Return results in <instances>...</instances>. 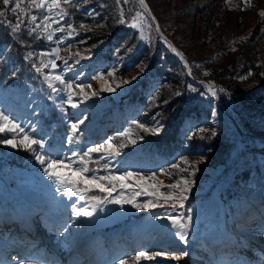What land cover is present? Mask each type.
I'll use <instances>...</instances> for the list:
<instances>
[{
    "label": "rangeland",
    "instance_id": "rangeland-1",
    "mask_svg": "<svg viewBox=\"0 0 264 264\" xmlns=\"http://www.w3.org/2000/svg\"><path fill=\"white\" fill-rule=\"evenodd\" d=\"M144 1L150 11L139 0H61L60 7L50 13L29 9L38 17L36 23L43 15H50L64 31L54 32L51 41L42 28L30 34L28 29L35 25L28 24V16H24L21 30L13 34L15 42L22 45L29 35H35L46 44L42 49H24L22 61L12 40L0 42V75L4 72V77L0 76V113L34 133L35 139H42L44 154L51 152L76 161L73 166L77 167L80 155L89 147L111 140L114 146L125 145L119 149L120 155L92 153L86 159L94 172L87 175L99 178L131 172L145 177L138 186L134 175L125 181L130 185L125 188L115 181L111 196L93 188L79 200L57 190L58 185L45 174L44 166L31 151L0 143V264H53V258L46 261L43 250L33 256L29 246L20 261H12L10 252L7 254L23 233L31 232L28 238L35 240L53 228L65 231L80 248L78 257L90 258L92 264H119L121 259L133 264L131 257L140 251L161 255L139 264H264L252 255L256 253L250 251L254 248L238 250L239 240L246 239L239 235L241 224L252 222L264 228V108L251 107L254 102L238 98L247 81L244 76L223 72L233 56H241L253 60L254 75L264 84V16L259 14L264 11V0ZM0 4L8 21L17 23L12 5L5 8ZM22 6L27 8V0ZM60 13L67 14L61 18ZM56 27L53 23L49 31ZM60 40L63 43H58ZM164 46L173 55L176 50L182 54L179 60L190 82L206 93L202 108L185 116L180 130L200 124V128L226 134L231 145L222 154L226 156L224 161L213 163L187 146L166 155L143 145L145 138L138 125L149 130L157 124L162 130L165 125L157 112L144 109L142 100L158 86L165 52L161 62L157 59ZM53 49L58 50L59 58L52 54ZM53 60L57 65L54 69L49 63ZM41 62L47 67L37 72L33 65L40 67ZM113 71L115 74L109 76ZM49 74L65 80V84L53 81L56 92L45 80ZM133 76L137 78L132 80ZM125 80L131 83L124 84ZM108 87L114 90H104ZM69 95L76 107L68 103ZM73 123L78 124L76 140L69 142ZM12 135L0 133V140L11 139ZM73 152L77 153L75 157ZM153 173L155 178L151 179ZM181 178L192 183L185 208L176 212L170 201L160 200L151 209L111 202L93 209L97 202L88 199H133V203L142 204L157 199L143 194L145 188L154 191L149 185L156 183L159 187L162 182L167 186ZM98 182L111 187L107 180ZM170 191L175 190L160 187L165 195ZM137 192L142 194L137 196ZM73 204L93 215L76 216ZM189 208L192 222L185 244L174 235L168 216ZM64 243L68 244L67 240ZM18 245L22 247L20 242Z\"/></svg>",
    "mask_w": 264,
    "mask_h": 264
},
{
    "label": "snow or ice",
    "instance_id": "snow-or-ice-1",
    "mask_svg": "<svg viewBox=\"0 0 264 264\" xmlns=\"http://www.w3.org/2000/svg\"><path fill=\"white\" fill-rule=\"evenodd\" d=\"M2 2L3 6L5 8H8L11 6V12L13 14H16L17 23L11 24L10 27L13 33H17L21 30V24L23 23V17L28 16V24L35 25L34 27H31L28 29L29 33H36L37 29H43L45 33H47V40L51 41L53 39L54 32H62L64 29L59 26L58 20H52V17L50 15H43L40 18V23H36L38 20V17L34 14L29 13V9H36L40 10L42 12H51L53 9L59 8L61 4V0H51L50 3L47 2V0H27V8L23 7L22 4L24 3V0H15L14 3H12V0H0ZM64 3H68L69 0H63ZM119 3L120 0H117ZM230 2V0H228ZM139 3L142 7H144L145 10H147V5L144 3V0H139ZM250 6V5H249ZM67 13H60L59 15L61 18H63L64 15ZM261 16H264V11H261L259 13ZM139 15V13L137 14ZM5 12L0 11V17H4ZM51 21V23H49ZM121 23H123V18L120 20ZM55 23L58 25L55 29L52 31H49V29L52 28V24ZM71 28V25L68 26ZM58 43H63L62 40L58 41ZM70 47V45H69ZM53 55H57L58 57V50L53 49ZM27 58V57H26ZM51 67L54 69L57 67L55 61H50ZM67 63V61H65ZM36 67L37 72H41L42 67H47V65H44L43 62H41V66L37 67L36 65H33ZM143 71V68H141V72ZM15 74V73H13ZM115 74V71L109 72V76H113ZM251 75V73H249ZM137 77L133 76L132 80H135ZM242 79H244L242 77ZM45 80L48 83V87L52 89L53 92H56L58 89L54 86L53 81H59L60 84H65V80L62 78L61 75H46ZM124 84L131 83V80H125L123 81ZM66 87L71 88V84H66ZM117 87H120V85H117ZM106 91H113L111 87H108L104 89ZM93 95H96L95 92H93ZM179 95V93H177ZM213 95L215 93L213 92ZM68 103L72 104V107H76V104L72 103L71 95H69ZM80 124H83L84 121L80 120ZM139 127L143 128L145 132L151 131L152 134H159L161 131V127L159 124H157L156 127L152 129L144 128L143 125H138ZM78 129V124L73 123L71 125V134L69 135V142H73L76 140V133ZM13 133L11 139H3L0 140V143L6 144L12 148L22 147L24 150L31 151L33 155L35 156L36 160L44 166V172L49 177V179H52L57 185V190L60 191L63 195L72 197V196H78L79 200L85 199V193L91 191L93 188L99 189L101 192L108 193V196H111V193L115 191L116 184L115 181H119V186L121 188L129 187L125 181L131 179L134 175L137 176V184L142 185L143 181L145 180L144 176H140L138 173L133 174L131 172H126L121 176H100L97 178L94 174L93 175H87L90 172H94L93 169H90L88 165V160L86 158H90L92 153H107L108 155H120L119 149H122L125 147L124 144L119 145H113V142L111 140L105 141L103 144H98L94 147H89L86 151L82 153L79 157V165L77 167H74L73 165L76 163V161L70 160L68 158L61 159L58 155H55L51 152L44 154L45 144L42 139H35L34 133L30 134L28 133L23 127L20 125L14 123L12 120H10L7 116L0 113V133ZM212 135H215V132H212ZM130 143H135L134 140L130 141ZM35 146V147H34ZM74 157L77 155V153L73 152L72 154ZM67 160V162H65ZM172 167H177V165H172ZM191 167L194 169L195 165H191ZM105 170H107L108 165H104ZM193 173H190L189 175H192ZM151 179L155 178V173L152 174ZM109 181L111 187H105L103 183H100L98 181ZM192 183L191 180L181 178L176 180L174 183L164 186L162 182H160L159 187L156 183H153L149 185V188L154 189V191H148V188L144 189L143 194L149 195V196H156V200H148L142 204L133 203V199L129 200H123L121 198H116L111 201L107 200L105 198L104 200H101L99 197L91 196L88 197V199L96 201L97 204L93 205V209L100 204L105 202H111L120 204L123 206L125 203H131L134 208H155L158 206L159 201L163 200L165 203H168L169 201L171 203L172 211L176 212L177 209H184L185 204L184 201L188 199V193L190 192V184ZM160 187H167L168 189L175 190L168 192L167 195L160 192ZM141 192H137L135 195L139 196L141 195ZM79 201H77L78 203ZM72 211L73 214L76 216H85L90 217L93 215L92 211H88L86 208H77L76 204L72 205ZM192 210L186 209L183 213H177V215L169 214L168 218L171 221L172 227L175 229L174 235L179 239L181 243H187L188 236H189V229L192 222ZM159 218V217H157ZM66 230V229H65ZM161 255V253H153L149 254L145 251L137 252L134 257H131L133 264H139L141 260H152L156 256ZM187 255V253H185ZM180 257H173V259H179ZM119 264H127V261L125 259L119 260Z\"/></svg>",
    "mask_w": 264,
    "mask_h": 264
},
{
    "label": "trees",
    "instance_id": "trees-1",
    "mask_svg": "<svg viewBox=\"0 0 264 264\" xmlns=\"http://www.w3.org/2000/svg\"><path fill=\"white\" fill-rule=\"evenodd\" d=\"M10 23L7 15L0 17V42L12 40L20 61L25 55L24 49L33 46H35L34 50L45 48L46 41L38 39L35 35H29L22 45L15 42L17 40L13 39L14 33L9 31L11 30ZM162 52H165L166 56H163ZM159 55L157 61L161 62L160 58L163 56L165 66L162 64L158 86L142 97V100L144 109L150 113L157 112L165 125L159 134L145 132L142 128V136L145 138L143 145L149 150L154 148L156 152L166 155L180 151L187 146L198 150L202 156L213 163L224 161L226 156L222 154L226 153L231 145L226 134L211 128H200V124L188 130H180L179 124L184 117L202 108L206 93L200 85L190 82L184 64L172 54L170 49L166 46L162 47ZM255 68L253 60L247 61L241 56H233L230 65L225 67L223 72L227 76H244L247 81L242 86L243 93H240L238 98L254 102L251 107L263 106L264 108V84L254 75ZM22 74L21 71L18 74L20 80L23 79ZM0 76L4 77V72ZM212 132H215L214 136Z\"/></svg>",
    "mask_w": 264,
    "mask_h": 264
},
{
    "label": "bare ground",
    "instance_id": "bare-ground-1",
    "mask_svg": "<svg viewBox=\"0 0 264 264\" xmlns=\"http://www.w3.org/2000/svg\"><path fill=\"white\" fill-rule=\"evenodd\" d=\"M144 3L146 4L145 1ZM147 9L150 11L148 6H147ZM174 51H175V46H174ZM175 53L177 54L178 57L183 59V56L179 51L176 50ZM240 229H241V232H239V235L243 234V236H245L246 239L239 240L241 247L238 248V250H243L246 248H247L246 250H248V248L250 247L254 248L253 250L249 249L252 252H256L252 255L255 257H258L257 261H262V260L264 261V257L262 255L264 252V241L259 240V239H264L263 226L262 225L257 226L255 223L248 222L247 224H243V225L241 224ZM30 233L31 232H26L25 234L23 233L20 239L16 242V245L13 246L12 248L10 247L8 248L9 251L7 252V254H9L10 252V258H12V261L22 260L24 258L22 257V252L25 250L26 247L29 246V248L32 247L31 252H33L32 253L33 256L34 255L37 256L38 252L43 250L44 256L47 257L46 261H50V258H53V261H54L53 264H92L90 258L86 257L84 259V257H80V258L78 257L80 248L78 249L77 247H75V244H73V242L71 241V237L68 238V234H66L65 231H62V230L60 231L57 228H53V229H50L45 236L39 235L35 240L31 239L30 237L28 238V236H30L28 234ZM31 237L35 238V235H32ZM66 240H67V243L71 246L66 247V245H68V244L65 245L64 243V241ZM19 242L20 244H22V247H19L18 245ZM1 243H3L4 245V242H1ZM222 247H224V245H222ZM220 251L222 253V250ZM212 255L214 256V253L211 252V256ZM89 257H90V254H89ZM44 262H45V259L41 261V263H44Z\"/></svg>",
    "mask_w": 264,
    "mask_h": 264
},
{
    "label": "water",
    "instance_id": "water-1",
    "mask_svg": "<svg viewBox=\"0 0 264 264\" xmlns=\"http://www.w3.org/2000/svg\"><path fill=\"white\" fill-rule=\"evenodd\" d=\"M174 51V50H173ZM174 54H175V52H174ZM175 56L178 58V59H181L180 57H178L176 54H175Z\"/></svg>",
    "mask_w": 264,
    "mask_h": 264
}]
</instances>
